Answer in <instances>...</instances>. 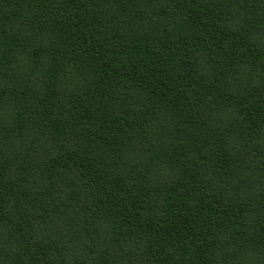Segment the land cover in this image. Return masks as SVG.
Listing matches in <instances>:
<instances>
[{
    "label": "trees",
    "instance_id": "1",
    "mask_svg": "<svg viewBox=\"0 0 264 264\" xmlns=\"http://www.w3.org/2000/svg\"><path fill=\"white\" fill-rule=\"evenodd\" d=\"M0 264H264V0H0Z\"/></svg>",
    "mask_w": 264,
    "mask_h": 264
}]
</instances>
